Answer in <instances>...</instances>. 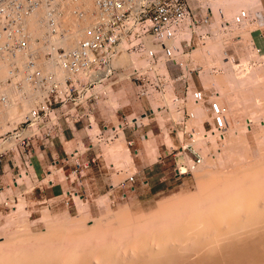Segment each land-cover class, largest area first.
<instances>
[{
	"label": "built area",
	"instance_id": "built-area-1",
	"mask_svg": "<svg viewBox=\"0 0 264 264\" xmlns=\"http://www.w3.org/2000/svg\"><path fill=\"white\" fill-rule=\"evenodd\" d=\"M63 1L0 0V63L5 69L0 86L18 85L19 94L30 101L18 121L0 127V160L15 167V183L20 165L32 176L33 154L60 141L64 129H74L76 124L88 128L95 110L103 116V110L113 104L117 105L114 111L128 105L127 101L118 104L123 84L145 104L137 114L120 112L123 136L124 129L133 133L150 121L158 134L174 136L177 145L164 144L157 157L176 149L171 170L176 178L201 164L229 126L225 98L207 78L227 71L237 79L256 73L257 85H264L260 0L233 10L226 9L223 0H92L88 35L69 47L31 36L35 43L44 44L33 49L23 25L25 15L41 10L45 34L55 33L54 13ZM120 55L127 60L117 64ZM259 120L264 126V111ZM101 127L102 131L93 132L97 141H108L117 133L116 125ZM147 132L152 129L146 127L142 135ZM124 140L127 147L133 143L131 137ZM92 160L74 157L69 181L72 173L79 183ZM133 181L134 170L117 182L123 187L122 195L133 188Z\"/></svg>",
	"mask_w": 264,
	"mask_h": 264
},
{
	"label": "rangeland",
	"instance_id": "rangeland-1",
	"mask_svg": "<svg viewBox=\"0 0 264 264\" xmlns=\"http://www.w3.org/2000/svg\"><path fill=\"white\" fill-rule=\"evenodd\" d=\"M260 1L262 7L264 8V2H263L264 0H260ZM252 2H257V0L256 1L250 0V4ZM245 5H248V3ZM235 7L237 6L235 5L231 6L229 7V10H233L235 9ZM64 21L65 20L63 19V23ZM38 23L42 29L41 32L35 36H41L44 30V25L41 22ZM69 26H75V24H70ZM231 79L234 80L233 78ZM252 79L253 76L248 77L249 81H251ZM258 87L259 89L255 88L249 91L248 94L246 93L245 94L246 96L240 94L242 97H244V100L243 103L240 104L239 102L237 103L239 106L234 103L228 104L226 102L227 108L230 109L228 110V113H229V117L232 118V121L236 120L238 123L244 124L243 120H245L244 117L246 116V114L252 116L258 110L256 108L260 107V105H262V109H264L263 108L264 102L261 104L260 103L257 104L255 102V99L258 97L264 98V85ZM256 89L257 91L253 92V90ZM6 93L7 91H5V93L2 94H4V96L6 97L7 96ZM120 93H122L123 96L121 97V99L118 100V104L127 101L128 105L118 107L116 108V111H114V107L117 105L113 104V107H111V109H108L106 111L103 110V116L99 111L95 110L93 120H91L92 127L89 126L88 128H85V127H81L80 124H76V128H79L78 133L74 131L73 132L74 135L71 136L69 134V136H64L62 139V141L65 140L64 142L65 145H67V148H69V145L73 144L74 141L76 142L78 141L77 143L79 144L78 146L79 149H84V147L86 146L85 142L87 141L92 142L93 146L95 147V151L100 154L99 156L101 158V163L105 164L104 168H102L103 172H109L110 174L113 171L109 169V164L113 165L114 170L118 168L117 172L111 173L112 185L110 186L104 185V187H102L99 191L91 192L87 184L86 183L84 184L83 182L84 176L81 175L79 177V183L76 184L75 183V181L77 180L76 175L72 173L70 174V176H74V177L70 185L69 181L64 178V175H67L70 172L71 167L67 165H63L62 168H60V164L62 163H57V165H52L54 164L53 162H47L50 164L48 168L49 171L48 174H50V172L53 171L52 176L47 175V178H52L53 181L56 182L53 188H59V191L57 192V194H49L48 192H45L46 193L45 196H39L37 192H39L38 184L40 183L37 182V180L33 176L25 175V173L22 171V164H21L20 165L21 175H19L16 178L17 185L13 186L10 183L9 184L10 189L6 188L5 186L1 188L2 191L0 193V242H2L3 239L4 240L6 239V242L8 241V243H6L8 245L6 244L1 245L2 250L3 247H5L4 249L6 250L9 249L14 251V249L16 250V246H17V249H19V247H21V249L24 247L22 250L31 251L36 247L38 248L39 244H40L39 247H44V246L51 248L65 247L69 249L70 246L71 247L73 245L75 246L77 242H78L77 245H80L82 247L88 245L92 246L95 245V243L97 245L98 242L105 243L108 240L109 243H113L110 242L112 240L114 242L115 241L117 242L118 240L123 238V236L125 235L127 236L128 234L130 236L132 234L133 236L134 234H136V232L138 234L142 232L144 233V231L145 232L152 231L151 229L155 230L157 229V227H162L164 223L167 224V222L168 224L169 223L171 224L175 222L177 219L181 218L182 213L179 211V208L181 206L183 207L185 205L188 206V204L190 205L191 202L192 203L194 202V204L196 203L195 205L198 206L199 203L197 202H200L201 199L204 198L205 196L207 198H211V196L213 195V191L210 190L211 182H209L210 178L208 177L207 172L209 173L211 172V174L213 173L216 174V172H218L217 174L219 175L217 176L214 174L213 175L216 177L217 180L218 178L222 180L223 181L222 183L224 184L225 183L224 180H226V183L227 182L230 183L231 179L233 182L234 178H238L239 180L237 181L234 179L235 182L236 181L240 182L241 179L246 181L247 176L245 173L247 174L248 172L253 173V170L255 168H258L255 169V170H259V169L261 170V171L259 170L261 174L260 177L259 176L258 177L260 179L261 178L264 179V177H262L264 176V174L262 175V172H264L263 169L264 168V127L259 126L257 120L251 121L252 129L250 131H245L244 130L245 128L242 125H238V127L235 129L236 132L233 131L229 132V129H227L224 136L221 139L215 140V143L212 144L213 146L211 145L210 147L212 148L211 153L209 154V156L203 159L202 164H200V166H197L198 167L197 169L195 168L190 172L182 173L178 175L176 178H174L172 176L171 170L173 167V152H175L176 149L175 148L171 149L168 155H166V157L162 155L163 157L161 159L157 156L158 154H162V149L164 148V144L166 146L177 145L175 137L170 135H163L161 133L158 134L154 121H150L147 125L139 126L137 128V131L133 133H131L132 132L131 129L128 128L124 129L125 137H123L121 130H119L120 126L118 125L119 124L118 120L120 119L119 116L120 112L128 114L129 116L133 114L132 111H134V114H137V110H132L130 108L129 105L132 103L134 98L132 97L131 91L126 89L124 84H123V89ZM6 99L8 98L6 97ZM235 106L239 107L240 112L237 111V109H235ZM1 114L3 115L2 109H0V120H1ZM7 118L9 119V117ZM7 118L4 119L3 117L2 121L4 122L5 120H7ZM231 118H230V125H231ZM9 120L11 122L5 121V123L7 124H5L4 126L9 125L10 123L11 124L15 123L12 122L13 119L11 120L10 118ZM3 122L1 126L3 125ZM103 123H105L107 127H109L111 124L116 125L117 131L119 130L118 131L119 134L113 136V138L108 141H104V140L97 141V139L93 137V132L97 131L98 128L101 130L102 129L101 125ZM146 127H150L152 129V132L150 133L147 132L146 135H142ZM127 137L133 138L132 145H129L128 147L126 146L124 140V138ZM70 138L71 140L66 141L67 139ZM80 140L84 142L81 143ZM134 148L135 151L133 150ZM78 160L81 161L80 158H78ZM140 164H147V166L144 167L145 168L144 174L145 176H149L148 183H145L146 179L145 180L143 179L144 181L142 182L133 181L135 188L133 190L124 188L125 194L122 195L121 192L123 191V187H120L119 185L117 186V181H119L126 174L131 173L134 170V167L137 168V166ZM148 164L149 166L152 167L151 169L148 167ZM246 167H248V169ZM242 169L245 174L244 179L242 178L244 174L240 172L242 171ZM255 170H254V174L251 175L253 177L254 175L256 176L257 174L259 175V173H257L258 171L255 173ZM83 171L84 170H82V172ZM29 172L31 173V168H29ZM226 173L227 176H225ZM218 176H220L222 179ZM248 176H250V174ZM227 177L229 179H227ZM255 179L257 180V178ZM242 180L241 182H243ZM248 180H250V178H248ZM251 180H253V178H251ZM43 183L45 184L46 180H43ZM73 184L75 185V189L79 194H76L72 191V189H74L72 186ZM238 186H240L239 183ZM66 189H71L70 190L71 192L67 193ZM47 190L48 189H45V191ZM210 193L211 195H209ZM78 198L79 199L81 198L82 200L80 204L78 203L79 202ZM187 198L188 200H186ZM3 200L6 201L5 206H3L2 204ZM83 203L86 205H83ZM166 204H168V206H166ZM179 204L182 205L178 206ZM164 207H166V209ZM15 208L17 209L16 211ZM186 210L188 211L189 209ZM187 213L185 214L184 212L183 218H186L188 216L189 213L188 214ZM64 218H68V219H64ZM64 220L66 221L63 222ZM50 222L52 223L56 222V223L55 225L54 224L52 225ZM100 231H104V232L100 233ZM24 232L25 234L29 233L30 235L31 233H34L36 236L35 238H32L33 240L28 239L31 242H28V240H26L24 242L19 241L21 242L20 244L18 242L12 243L14 245L9 243V240L11 241L10 239L11 237L13 238L15 235H19V234L23 235ZM40 232L41 233L43 232V234H41ZM45 232L48 234L47 236H49L52 233L50 236L53 235L52 236L53 238L49 236L47 239L43 238L44 241L42 240V238H38V239L36 238L40 234L43 236ZM96 232H98L97 235L95 234ZM91 234L92 237L97 236L96 239L98 238L99 235L98 239H101L100 238L101 236L105 238L107 241L103 238L101 240L98 239L96 240L95 238H91L90 236ZM119 235H123V236H119ZM47 241L49 242V244ZM5 245L8 247L6 248ZM12 246L15 247L13 248ZM28 247H30V249ZM131 249L132 248L130 249L127 248V250L129 251H131Z\"/></svg>",
	"mask_w": 264,
	"mask_h": 264
},
{
	"label": "bare ground",
	"instance_id": "bare-ground-1",
	"mask_svg": "<svg viewBox=\"0 0 264 264\" xmlns=\"http://www.w3.org/2000/svg\"><path fill=\"white\" fill-rule=\"evenodd\" d=\"M223 1L224 2L221 3L225 4L226 9H229V7L234 5L239 6V5H245L247 3L248 5L250 4V0H248L249 2L247 0H223ZM92 5H93L92 0H65V2L63 1V3L59 5V11H56L54 13L55 20L53 25L56 29V32L48 33V34H45L47 29H46V25L43 23V19L41 18L43 12L41 10H36L31 12L30 14L28 13L24 17L23 25L26 33L29 35V45L33 46V49L35 47H38L40 49L44 45L42 42L35 43L31 39V36L37 37L35 35H38V33L41 32L42 28L39 26L38 22H41L44 25L43 33L41 34V36L38 37L45 38L47 40L46 44L47 43L53 45L60 44L64 47H69L74 45L79 38L89 34V23L91 21ZM63 19L65 20L64 23H63ZM70 24H75V26H69ZM126 60H127L126 55H120L115 60V62L117 64H120L126 62ZM57 72L59 75H61L62 70L57 69ZM4 73H5V69L0 63V78L4 75ZM250 76H253V79L251 81L248 80V77ZM231 78H233L234 80H232ZM257 79L258 78L256 73L251 75L247 74L245 78L237 79V77H235L232 74V72L227 71L221 74L211 75L207 78V81L215 85L220 95L223 96L222 98H225V101L228 104L229 103L237 104L238 102L240 104L243 103L244 100V97H242L240 94L246 96L245 94L246 93L248 94V92L251 91L252 89L255 88L259 89L256 83ZM246 80L248 82L244 83ZM255 83L256 85H254ZM2 87L5 88L3 89ZM2 87L0 88V95L2 93H5V91H7L6 97L8 98L6 99V97L4 96L5 98L0 99V109H2L3 112V115L1 114L0 127L3 129L4 127L9 128L11 127V125H13L10 123L9 125L4 126L5 124H7L5 123V121L8 122L10 121L9 119L11 118V120L13 119L12 122H16V120L22 117V115L28 109L30 101L25 96L23 95L21 96L19 94L18 85L12 83L11 85L6 84ZM257 89L253 90V92L257 91ZM263 99L264 98L258 97L255 99V102L257 104L259 103L261 104L264 102ZM235 109H237V111L240 112L239 107L235 106ZM256 109L258 110L257 111L255 110L256 112L252 116L246 114V116L244 117L245 120H243L244 124L238 123L236 120L232 121V118L230 117L231 125L229 122V126H228L229 132L232 131L236 132L235 129L238 127V125H242L245 128L244 129L245 131H250L252 129L251 128L252 120H257L258 125L264 127L259 120V113L263 112L264 109H262V105H260V107H257ZM3 117L4 119L9 117V119L7 118V120L3 122L2 121ZM140 117L142 116H137L136 118H140ZM144 119L145 117H142V120ZM2 122L3 125L1 126ZM91 123L89 126L92 127ZM115 129L116 132L120 130L119 129L117 131L116 127ZM118 134L119 132L116 133V135ZM197 166H200V164ZM197 166L195 167L196 169L198 168ZM248 167L246 168L248 169ZM254 170L253 173H250L248 171H247L248 174L245 173L247 176V180L245 179L246 181H244L241 179L243 181L241 182L240 180L242 185L240 182H237L239 181L238 178H234L235 180H237L236 182L234 181V179L232 182V179L230 178L231 179L230 183L228 182L226 183V180L223 179L226 183L223 184L222 180H220L219 178L217 180L216 177L214 176V175L216 176L219 175L217 174L218 172H216L215 174L212 171L214 175L211 174V172L210 173L207 172L208 177L210 178L209 182H211V184L209 183L211 185L210 190L213 191V195L211 196V198H207L206 196L202 199L200 198L201 201L199 199L200 202H197L199 203L198 206L195 205L196 203L194 204V202L193 203L191 202V204L190 205L188 204V206L184 204L185 205L184 207L186 208L181 206L182 204H179L178 206H181L179 208V211L182 213V216L181 218L178 217L179 219L176 218L177 220L175 222L171 224L170 223L168 224V222L167 224L164 223L165 225L163 224L162 227L156 226L157 229L155 230L150 228L152 231L149 232L144 231V233L142 232L138 234L136 232V234H134L133 236L132 234L131 236L129 234L127 236L125 234H123L125 236L119 235V236H123V238L121 239L118 238L120 240H118L117 242L116 241L114 242L112 240L110 242L113 243H109L108 242L109 240L107 241L105 238L100 236L101 239L103 238L107 242L105 243L100 242L101 244L98 242L97 245L96 243L95 245L91 244L92 246L88 245L89 248L88 246L82 247L80 245H77L78 242L76 239L77 244L74 246L71 243L73 246L72 247L70 246L69 249L65 247L62 248L60 247L61 249L59 247H53V248L47 246L39 247L40 245L39 244L38 248L36 247L31 251L22 250L24 248L23 246L22 249L21 247L17 249L16 246V250L18 251L20 250L18 252L15 249L14 251L8 249L9 250L8 251L4 249L5 247H3L2 250L1 245L8 243V241L6 242V239L5 240L3 239L2 242H0V264H264V179L259 178L261 174L260 169H259L260 171L255 170V173L258 171L257 173H259V175L258 174L257 176L254 175V177L251 176L252 174H254ZM48 172L49 171H47L46 175L52 176L53 171H51L50 174H48ZM240 172L244 174L243 169ZM24 173L25 175L29 176V173L26 172ZM245 174L244 176L241 175L243 176L242 177L243 179L245 178ZM249 174L251 177L248 176ZM263 174L264 172H262V175ZM225 176H227V173L225 174ZM248 178H250V180L251 178H253V180L250 181L248 180ZM255 178H257V180ZM227 179L229 178L227 177ZM219 180L221 181L222 184L220 183ZM238 183L240 186H238ZM211 193L209 195H211ZM78 200H79L78 203L80 204L82 202L81 198L80 199L78 198ZM186 200H188V198ZM83 205L86 204L83 203ZM166 206H168V204H166ZM164 208L166 209V207ZM182 209L185 212V214L187 212L189 213V214L187 213L188 216L186 218H183L184 212L182 211ZM186 209L189 210L187 211ZM16 210L17 209L15 208V211ZM64 219H68V218H64ZM65 221L66 220H64L63 222ZM50 223L52 225L53 224L55 225L56 222L55 223L50 222ZM102 232L104 231H100V233ZM41 234H43V232ZM41 234L36 238L37 239L42 238V240L44 241L43 238L47 239L52 233L49 236H47L48 234L46 232L44 233L43 236ZM95 234L97 235L98 232H96ZM19 235H15L13 238L11 237L10 238L11 241L8 239L9 243L12 244L14 242L16 243L18 242L20 244L21 242H24L28 239L33 240L32 238H35L36 236L34 233H31L30 235L29 233L25 234V232L23 233V235L21 234ZM52 236L50 237L53 238ZM90 236L91 238H95V239L97 237V236L92 237V234ZM28 242L31 241L28 240ZM7 247L8 246H6V248ZM12 247L14 248L15 246ZM30 247L28 248L30 249ZM127 248L129 249L132 248V249L131 251H129L127 250Z\"/></svg>",
	"mask_w": 264,
	"mask_h": 264
},
{
	"label": "crops",
	"instance_id": "crops-1",
	"mask_svg": "<svg viewBox=\"0 0 264 264\" xmlns=\"http://www.w3.org/2000/svg\"><path fill=\"white\" fill-rule=\"evenodd\" d=\"M264 2V1H263ZM262 2V3H263ZM144 102L142 100H138L134 98L132 103L130 104V108L132 110H141L144 108ZM91 130V129H90ZM76 131L78 133L79 128H74V129H64V136H69V134L72 136L74 135L73 132ZM125 137V133L124 136ZM63 139V138H62ZM55 141L52 145L51 148L42 150L41 152H36L33 154L31 157V165L29 168H31V173L32 176L39 182L38 184V191L37 194L39 196H45V192H48L49 194H57L59 191V188H53L55 185V181H53L52 178H47V171L49 168V163L47 162H53L54 164L52 165H57V163H62L60 164V168H62L63 165H67L71 167V163L73 161L74 157L80 158V159H89L93 160L90 162V165L84 169L82 172L83 177V182L84 184L86 183L87 186L89 187L91 192H96L99 191L104 185L110 186L112 185L111 182V173L117 172V169L114 170L113 165L109 164V169L113 170L110 174L109 172H103L102 168H104L105 164L101 163V158L100 154L95 151V147L93 146L92 142H85L86 146L84 149H79V144L74 141L73 144L69 145V148H67V145H65V140L62 141ZM70 139H67L66 141H69ZM83 143L84 141H81ZM91 144V145H90ZM150 164V163H149ZM148 167L151 169L152 167ZM103 165V167H102ZM145 166L147 164H140L136 167H134V182L139 181L142 182L145 179V183H148L149 181V176H145ZM15 174V167L11 166L9 163L4 161V159L0 160V189L3 188L4 186L8 189H10L9 184L11 183L13 186L17 185V182L15 183L12 180L13 175ZM64 178L69 181L67 178V175H64ZM123 178V177H122ZM121 178V179H122ZM144 179V180H143ZM43 180H46V183H43ZM82 182V183H83ZM118 182V181H117ZM133 182V190L135 188ZM72 181H69V184L71 185ZM75 187V185H72ZM45 189H48L45 191ZM2 189L0 190L1 193ZM50 198V197H49Z\"/></svg>",
	"mask_w": 264,
	"mask_h": 264
}]
</instances>
